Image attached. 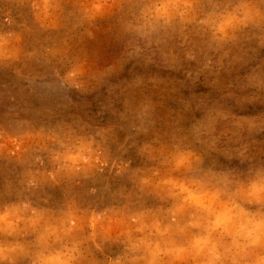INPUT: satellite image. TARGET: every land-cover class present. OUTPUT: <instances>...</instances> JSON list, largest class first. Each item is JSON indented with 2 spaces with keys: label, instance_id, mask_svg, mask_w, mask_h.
<instances>
[{
  "label": "rangeland",
  "instance_id": "obj_1",
  "mask_svg": "<svg viewBox=\"0 0 264 264\" xmlns=\"http://www.w3.org/2000/svg\"><path fill=\"white\" fill-rule=\"evenodd\" d=\"M0 264H264V0H0Z\"/></svg>",
  "mask_w": 264,
  "mask_h": 264
}]
</instances>
